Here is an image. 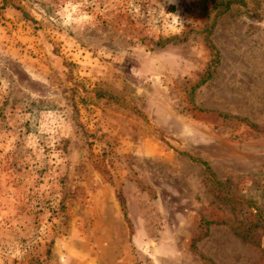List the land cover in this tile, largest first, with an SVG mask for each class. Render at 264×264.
Returning a JSON list of instances; mask_svg holds the SVG:
<instances>
[{
    "label": "rangeland",
    "instance_id": "obj_1",
    "mask_svg": "<svg viewBox=\"0 0 264 264\" xmlns=\"http://www.w3.org/2000/svg\"><path fill=\"white\" fill-rule=\"evenodd\" d=\"M0 264H264V0H0Z\"/></svg>",
    "mask_w": 264,
    "mask_h": 264
},
{
    "label": "trees",
    "instance_id": "obj_2",
    "mask_svg": "<svg viewBox=\"0 0 264 264\" xmlns=\"http://www.w3.org/2000/svg\"><path fill=\"white\" fill-rule=\"evenodd\" d=\"M228 2H229V1H228ZM228 2L223 3V11H226V10L228 9V6H229V3H228ZM188 157H189V159H190L191 161H193V162H197V163L202 167V169H203V173H204V175H206L205 177H206V179H207L208 181H211V182H213V183H215V184H219L218 181H217L216 179L214 180V175H213V173L210 171V168H209V166L207 165L206 162L201 161V160H198V159H194V158H192V157H190V156H188ZM205 235H206V228H205V230H204V234H203L202 236H205ZM240 238H241L243 241L247 240V235H246V233H243L242 235H240ZM193 241H195V239H194ZM191 244H192V243H191ZM202 261H203V262H207V263L210 262L208 259L203 258V257H202Z\"/></svg>",
    "mask_w": 264,
    "mask_h": 264
}]
</instances>
